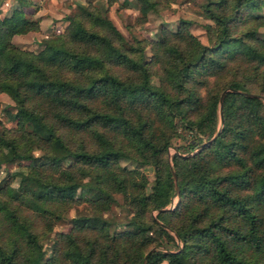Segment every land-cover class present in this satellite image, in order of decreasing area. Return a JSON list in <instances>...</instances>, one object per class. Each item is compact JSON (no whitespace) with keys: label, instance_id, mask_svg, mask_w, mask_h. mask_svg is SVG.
Returning a JSON list of instances; mask_svg holds the SVG:
<instances>
[{"label":"trees","instance_id":"obj_1","mask_svg":"<svg viewBox=\"0 0 264 264\" xmlns=\"http://www.w3.org/2000/svg\"><path fill=\"white\" fill-rule=\"evenodd\" d=\"M29 3L0 10V93L16 122L0 123V165L26 161L0 177V264H264V103L242 92L264 96V0H205L206 43L184 18L128 40L104 2L77 1L37 51L13 41L40 28ZM226 88L238 91L223 93L211 138ZM16 176L25 185L9 192ZM80 202L88 211L52 231Z\"/></svg>","mask_w":264,"mask_h":264},{"label":"rangeland","instance_id":"obj_2","mask_svg":"<svg viewBox=\"0 0 264 264\" xmlns=\"http://www.w3.org/2000/svg\"><path fill=\"white\" fill-rule=\"evenodd\" d=\"M77 1L87 2L96 0H30L29 5H26L24 10L29 16L37 17L39 19L40 28L38 31L16 33L13 35V41L22 48L37 51L42 46V39L51 37L63 29L64 25L68 22L67 16L74 14ZM97 1L104 2L107 5V16L128 40H132L134 36L152 38L161 25L175 28L179 23V19L184 18L189 20V30L202 42H207L204 24L206 22H211V19L206 17L202 12L201 6L205 0H176L168 5L162 4L157 6L156 9H147L144 15L141 14L137 7V0ZM15 4L16 0H0V10L2 13L7 12L11 10ZM260 11L264 12V4L261 6ZM144 54L146 59L149 58L150 49L148 45L144 50ZM151 79L153 83L158 82L155 75H153ZM12 103L13 100L9 95L4 92L0 93V123L5 126H14L16 123L15 120L8 119L3 111V107L6 104ZM182 142L183 140L180 137L173 136L171 138L170 144L167 147L168 161H170L171 153L176 150V145ZM32 152L37 155L39 150L34 148ZM25 162L26 161L24 160H13L9 164H1L0 177L5 175L6 172L17 170L24 171ZM120 162L128 167H136V165L128 159H121ZM137 167L146 173L149 181L152 180L153 168L151 165L139 164ZM24 185V183H20L19 176H16L10 183L9 192L20 189ZM111 207L116 216L122 219L123 214L125 213L123 206L113 203ZM77 211L87 212L88 207L81 202L71 205L64 212V215L55 221L52 231H67L71 225L70 218ZM46 238H44V245L47 254L49 251V240ZM171 246L173 247L174 245L171 244ZM161 264L167 263L166 261H162Z\"/></svg>","mask_w":264,"mask_h":264},{"label":"water","instance_id":"obj_3","mask_svg":"<svg viewBox=\"0 0 264 264\" xmlns=\"http://www.w3.org/2000/svg\"><path fill=\"white\" fill-rule=\"evenodd\" d=\"M227 89H229V90H233V91H238V90L235 89V88H226V89H224L223 91H221V93H220V95H219V100H218L219 126H218L216 132L212 135L211 138H213V137L215 136V134L219 131V128H220V126L222 125V122H223V116H222V111H221V105H222L223 93H224L225 90H227ZM242 92H243L244 94H246V95L259 96V97L262 98L263 103H264V97H263V96H261V95H259V94H257V93L248 92V91H242ZM169 164L171 165L170 161H169ZM171 171H172V174H173V176H174V178H175L174 170L171 169ZM175 190H176V191L178 190V185H177V184H175Z\"/></svg>","mask_w":264,"mask_h":264}]
</instances>
